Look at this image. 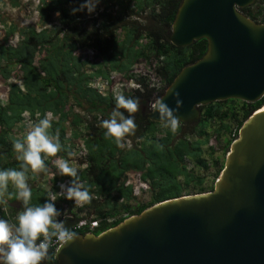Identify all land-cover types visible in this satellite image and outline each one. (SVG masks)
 Listing matches in <instances>:
<instances>
[{
	"label": "trees",
	"instance_id": "1",
	"mask_svg": "<svg viewBox=\"0 0 264 264\" xmlns=\"http://www.w3.org/2000/svg\"><path fill=\"white\" fill-rule=\"evenodd\" d=\"M9 1L12 7L21 5V0ZM83 2L39 0L36 25L22 29L11 25L7 30L8 37L18 34L20 43L11 47L0 40V76L6 81L15 73V67L20 66L26 83V91L11 84L8 103L0 102V169L19 168L12 141L23 138L27 129L23 114L28 112L36 120L38 113L41 118L51 113L55 119L49 132H59L65 150L57 157H50L46 161L50 171L40 175H54L61 181L71 180L60 176L52 161L59 157L69 159L67 151L77 153L78 142L83 144L88 152L87 166L84 161L71 162L77 167L81 182L90 189L93 200L83 207H76L74 201L59 197L56 207L71 230L84 219L81 215L85 211H93L100 221V227L93 231L98 235L157 203L190 195L192 187L199 193L212 191L214 186L209 190L204 188L205 177L194 174L190 163L193 161L199 167L209 168L204 147L209 145L211 132L219 138L226 136L223 150L226 158L244 122L264 106V97L253 104L228 100L200 107V120L180 123L176 134L160 123L146 120L142 107L162 97L185 67L207 53V40L196 41L185 48L170 42L172 25L183 0H106L102 11L97 6L92 14L87 9L71 14L70 10ZM240 11L256 23H264V0H257ZM55 16L59 24L50 28ZM86 49L101 59L100 68H109L110 73L105 72V76L99 69L96 77H105L109 81L111 72L120 73L136 86L123 92L127 97H138L141 105L134 114L138 125L136 133L127 138L133 142L131 148L118 147L113 140L106 139L105 130L98 127L99 121L108 118L114 109L113 94L116 91L103 98L89 88L93 76L84 68L88 65L94 67L96 63L88 62L79 54ZM141 60L149 63L153 75L132 74L135 64ZM153 78L157 80L156 84ZM72 103L88 111V115L76 111ZM215 154L211 148L209 155L214 166L219 168L218 178L224 162H220ZM131 172L150 182L152 200L149 203L134 204L138 198L133 196V187L126 186L127 175ZM54 190L58 193L59 188ZM48 193L38 183L32 190V204L47 202ZM8 210L15 218L14 210L9 207ZM8 217L0 210V218L9 220ZM75 232L87 234L90 230ZM50 256L51 259L43 264H58L54 249L50 250Z\"/></svg>",
	"mask_w": 264,
	"mask_h": 264
},
{
	"label": "water",
	"instance_id": "2",
	"mask_svg": "<svg viewBox=\"0 0 264 264\" xmlns=\"http://www.w3.org/2000/svg\"><path fill=\"white\" fill-rule=\"evenodd\" d=\"M256 0H183L170 42L205 39L207 53L185 67L162 97L178 91L180 123L197 122L200 107L264 97V23L240 10ZM149 105V104H148ZM143 106L145 119L159 114ZM264 106L243 124L212 191L169 199L100 234L55 251L58 264H264ZM261 111V112H259Z\"/></svg>",
	"mask_w": 264,
	"mask_h": 264
},
{
	"label": "clouds",
	"instance_id": "3",
	"mask_svg": "<svg viewBox=\"0 0 264 264\" xmlns=\"http://www.w3.org/2000/svg\"><path fill=\"white\" fill-rule=\"evenodd\" d=\"M100 2L101 0H84L79 7L72 8L70 12L74 15L87 9V12L92 14ZM169 94L175 98L176 109L170 108L164 102V97L150 102L148 107L152 113L159 114L162 127L176 134L180 127L177 113L183 101L178 91L170 90ZM113 95L115 107L108 118L99 121L98 127L105 130L106 139L113 140L118 147L124 148L128 143L127 138L136 133L138 125L134 114L140 110V100L138 97H127L119 91ZM52 126L51 113H46L43 118H39L38 114L36 122H29L23 138L12 141L16 159L20 162L19 168L0 169V210L7 213L9 201L12 199L22 205L15 217V223L0 218V264H43L44 261L51 259L50 250L54 242L59 247H66L78 239L77 233L66 227L64 220L58 219L62 213L55 205L57 195L74 201L76 207H83L93 200L90 189L81 182L77 167L73 166L70 159L59 157L52 163L60 176L71 178V183L60 184L59 193L49 192L47 202L42 205L32 204L29 173L32 176L48 174L50 170L46 161L50 157H57L58 153L65 150L59 132L56 131L54 134L49 132ZM75 155L74 151H67L69 158Z\"/></svg>",
	"mask_w": 264,
	"mask_h": 264
},
{
	"label": "rangeland",
	"instance_id": "4",
	"mask_svg": "<svg viewBox=\"0 0 264 264\" xmlns=\"http://www.w3.org/2000/svg\"><path fill=\"white\" fill-rule=\"evenodd\" d=\"M105 1L101 0V2L98 5L101 8V11L105 8ZM38 5H39V0H21L20 7H12L9 0H3L2 3H0V40L2 43L6 42L11 47H16L20 43L19 35L15 34L13 36L8 37L7 30L9 29L11 25L17 26L18 29L36 25L37 22L39 21L38 9H37ZM57 19L58 17L55 16L54 22L50 24V28H52L53 26H57L59 24ZM79 54L82 57L87 58L88 62L97 64V65L94 64L93 65L94 67H92V65H88L86 68H84V70L86 71L87 74H90L93 76L90 78V81L88 84L89 88H91L93 91H96L98 95L102 96L103 98L109 97V95L113 93V91H119L123 93L125 90L136 88V86H132L130 81H128L120 73L111 72V74H109V81L105 79V77H99V78L96 77L98 76L96 74L99 69H101L104 72V76H105V72H109V68L105 66L100 68L98 66V64L101 63V59H97L95 55L96 53H94L92 50L86 49L84 51H81ZM13 72H15L13 76L10 77V79L6 81L0 76V102L3 103L4 105L8 103V94L10 91L11 84H17L24 91H26V86H25L26 83L24 79L22 78V75H23L22 68L20 66L19 67L16 66ZM132 74L134 75H142V74L153 75L152 69L149 63H147L144 60H141L135 64ZM41 75H42V72H41ZM153 82L156 84L157 80L153 78ZM157 85L160 86V84H157ZM72 104L75 110L80 112L83 116L88 115L87 113L88 111L84 110L83 108L78 107L76 103H72ZM23 115L25 116L26 119H28V117L30 116L28 112H25ZM39 116H40L39 118H41V115ZM54 118L55 117L53 116V119ZM37 119H38V116L36 120ZM25 122L27 123L28 120H25ZM215 128L216 127H214L213 130H215ZM68 132H70V130H68ZM231 137H234V135ZM78 143L81 144L80 142ZM225 145H226V136H222L219 138L218 136H216L214 133L211 132V139H210L209 145L204 147L205 158L209 162V168L204 169L202 167H199L193 161L190 163V169L194 174L201 176V177H205L206 181L204 184V188H206L207 190H209L212 186L215 185V182L218 179L217 172L219 170L218 167L214 166V160H212L209 155L211 152V148L215 150V153H216L215 157L219 158L220 162H224L225 164L226 158L223 155L224 153L223 150L225 148ZM69 159L70 160L77 159L79 163L84 161L78 158L76 155L75 157L69 158ZM35 177H36V182H38L48 192H54L53 188L56 187L57 183L60 180V178L56 179L54 175L43 176V175L37 174L35 175ZM33 180H34V176H32V174L29 173V184L31 186L33 185V182H35ZM198 193H199L198 189L193 188V187L190 189V195L198 194ZM151 200H152V193L148 191L142 194V196H140L137 200H135L134 204L136 202L149 203ZM90 212L91 213H89L88 211H85L81 216L84 218L97 220L93 211H90ZM6 214L7 216H9L8 217L9 221L14 223L15 218L11 216L12 214L10 213V210H8ZM58 219L62 220L63 217L62 218L59 217Z\"/></svg>",
	"mask_w": 264,
	"mask_h": 264
},
{
	"label": "built area",
	"instance_id": "5",
	"mask_svg": "<svg viewBox=\"0 0 264 264\" xmlns=\"http://www.w3.org/2000/svg\"><path fill=\"white\" fill-rule=\"evenodd\" d=\"M24 119L28 120V122H32V123L36 122V120L31 118L30 116L28 117V119H26L25 116H24ZM28 122L27 123L25 122L27 127H28ZM67 137L68 138L70 137V133L67 135ZM132 146H133L132 141L128 140V143H127V145L125 147L131 148ZM76 156L78 158L84 160V163L87 166L86 159H87V156H88V152L84 148L83 144H79V149L77 150ZM72 160L77 162V163H79L77 161V159H72ZM70 183H71L70 179H66L65 181L59 180V182L56 185V187L59 188L58 193L61 191V189L59 187L60 184L69 185ZM126 186H132L133 187V196L135 198H139L145 192L150 191V182L142 180L140 174L135 173V172L128 173ZM53 191H55L54 188H53ZM59 197H63V196H60L58 194L57 198H59ZM63 198H65V197H63ZM56 204L57 203L55 201V205ZM99 227H100V222L99 221L92 220V219H89V218H84V219H82L81 221L78 222V224L73 228V231H75V230H87L88 229V230H90V232H93L94 230L98 229ZM58 248H59V245L54 242L52 249H54L56 251V250H58Z\"/></svg>",
	"mask_w": 264,
	"mask_h": 264
},
{
	"label": "crops",
	"instance_id": "6",
	"mask_svg": "<svg viewBox=\"0 0 264 264\" xmlns=\"http://www.w3.org/2000/svg\"><path fill=\"white\" fill-rule=\"evenodd\" d=\"M37 184H38V182H36V180H35V182L31 186L32 187V190H33V187H37ZM9 208H11L12 210H14L15 214L17 215V212L21 210L22 205L18 201H15V200L14 201H11L10 200L9 201ZM16 215H15V217H16Z\"/></svg>",
	"mask_w": 264,
	"mask_h": 264
},
{
	"label": "bare ground",
	"instance_id": "7",
	"mask_svg": "<svg viewBox=\"0 0 264 264\" xmlns=\"http://www.w3.org/2000/svg\"><path fill=\"white\" fill-rule=\"evenodd\" d=\"M262 111H264V109ZM259 112H261V111H259Z\"/></svg>",
	"mask_w": 264,
	"mask_h": 264
}]
</instances>
